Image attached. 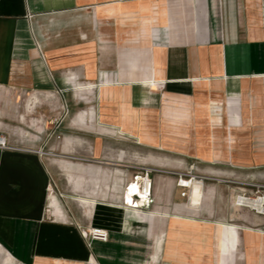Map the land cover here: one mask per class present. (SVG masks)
<instances>
[{
	"label": "crops",
	"instance_id": "0c3cea01",
	"mask_svg": "<svg viewBox=\"0 0 264 264\" xmlns=\"http://www.w3.org/2000/svg\"><path fill=\"white\" fill-rule=\"evenodd\" d=\"M1 134L21 148L0 149L14 264H264V215L234 203L264 196L241 184L264 186V0H0ZM130 164L212 179L188 202L154 173V204L127 212Z\"/></svg>",
	"mask_w": 264,
	"mask_h": 264
},
{
	"label": "built area",
	"instance_id": "2783aa9c",
	"mask_svg": "<svg viewBox=\"0 0 264 264\" xmlns=\"http://www.w3.org/2000/svg\"><path fill=\"white\" fill-rule=\"evenodd\" d=\"M63 109L67 111V105L63 106ZM56 136V128L54 129H49L48 128V134H47V141L50 140ZM57 138H61V136L57 135ZM0 149H10V150H19L21 148H16L14 146H11L8 144L7 139L4 135H0ZM25 151L29 152H34L38 153L41 156H46V151L44 149L42 150H33V149H22ZM130 167H133L136 170V173L134 174L132 181L134 180L135 183L140 184V189L143 192V196L145 197L147 201L146 206H142L139 209H149L155 202V199L153 197V180L151 175L154 173H168V174H174L178 177L177 181V187L181 188L183 190V196H186L188 199V202H191V190H192V185L193 181L202 183L203 185V190H204V184L206 181L211 180L209 176H205L203 174L197 173V169L195 165H191L190 169L187 171H169L166 169L162 168H155V167H148V166H137V165H131ZM183 179H186L189 181V184L183 183ZM224 182H228V180H222ZM242 185H247L250 187H255L257 191L259 192L261 189H264L263 185L260 184H255V183H246V182H241ZM247 197L250 199L251 197H257V198H264L263 195L261 196H252V195H246V194H240V196ZM258 214H261L259 211H255ZM261 215H264L262 213ZM83 237L89 241V245L92 241H101V242H107L109 240V231L105 228L101 227H90L87 230L82 231Z\"/></svg>",
	"mask_w": 264,
	"mask_h": 264
},
{
	"label": "rangeland",
	"instance_id": "374dc122",
	"mask_svg": "<svg viewBox=\"0 0 264 264\" xmlns=\"http://www.w3.org/2000/svg\"><path fill=\"white\" fill-rule=\"evenodd\" d=\"M64 105H67V111L63 109V106ZM60 111H62L63 115H62V118L60 119H54V125L53 127H55L56 129H59L60 126H61V123L62 121L67 118V116L69 115V106L68 104L65 102L62 104V106L59 107ZM53 124V122H52ZM107 141H109V138H107ZM110 150L108 149L107 147V157H110ZM46 156H55V155H64L65 157H70L71 159L72 158H75V159H79V158H83L81 157L79 154L77 153H74V154H69V155H65V154H61V152H57V151H48L46 150ZM155 153H158L155 152ZM140 154L139 152H135L134 153V157H140ZM62 157V156H61ZM184 158V157H183ZM88 159V158H87ZM155 168H158V167H155ZM190 169V165L187 167V166H183V171H187ZM56 171L54 172V180H55V184L53 183V187H52V192L51 193H54V195L60 197L61 199H65L69 204L72 202L71 201V196H75L77 197L75 194H71L73 193L72 191V188L67 184L66 182V177H65V171H64V168L59 166V167H56L55 169ZM197 172V171H196ZM198 173V172H197ZM201 174V173H200ZM204 175V174H203ZM183 183L185 184H189V181L186 180V179H183L182 180ZM203 186V185H202ZM203 189V187H202ZM192 193H191V200H193V192L195 191V187L193 188V190H191ZM182 198H185L186 201H188L187 197L186 196H183V192H182ZM234 203L235 200H234ZM236 205V204H235ZM252 211V210H251ZM254 213H256L255 211H252ZM236 228V227H235ZM236 232V231H235ZM219 235H220V228H219V231H218ZM225 233V232H224ZM226 234V233H225ZM219 235H218V238H219ZM222 240H219V248L222 249ZM224 247V246H223ZM221 251H219L220 253ZM222 254V253H221ZM0 264H14L12 263L11 261H9V258L7 257V255L4 256V254H1L0 253Z\"/></svg>",
	"mask_w": 264,
	"mask_h": 264
},
{
	"label": "bare ground",
	"instance_id": "6f19581e",
	"mask_svg": "<svg viewBox=\"0 0 264 264\" xmlns=\"http://www.w3.org/2000/svg\"><path fill=\"white\" fill-rule=\"evenodd\" d=\"M195 185H192V188L196 187V184L198 182H194ZM140 184L135 183V181H130L126 184L124 187V191L122 194V201L127 209L126 211L129 212V210H141L142 206L147 205V201L145 197L143 196L142 190L139 188ZM235 204L236 206H244L246 208H249L253 211H259L264 213V198L260 197H251L248 199L247 197H243L242 195L238 197V195L235 197ZM129 209V210H128ZM131 217V215H129Z\"/></svg>",
	"mask_w": 264,
	"mask_h": 264
}]
</instances>
